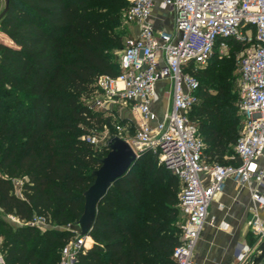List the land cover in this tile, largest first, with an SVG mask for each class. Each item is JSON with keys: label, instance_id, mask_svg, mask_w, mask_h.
Returning a JSON list of instances; mask_svg holds the SVG:
<instances>
[{"label": "trees", "instance_id": "1", "mask_svg": "<svg viewBox=\"0 0 264 264\" xmlns=\"http://www.w3.org/2000/svg\"><path fill=\"white\" fill-rule=\"evenodd\" d=\"M131 1L10 0L0 21L11 41L0 40V252L6 264H58L62 248L77 236L68 227L82 216L92 172L109 153L83 138L100 137L112 122L82 98L99 93L100 76L119 75L129 35L121 25ZM238 49L244 46L230 42L228 56L194 72L200 90L191 118L210 163L239 164L234 147L241 116L232 77ZM156 161L145 153L113 184L89 232L93 243L88 240L74 264H175L180 180L164 165L155 168ZM143 163L148 174L142 177ZM16 180H23L21 194ZM6 215L22 222L44 217L52 229L13 225Z\"/></svg>", "mask_w": 264, "mask_h": 264}, {"label": "built area", "instance_id": "2", "mask_svg": "<svg viewBox=\"0 0 264 264\" xmlns=\"http://www.w3.org/2000/svg\"><path fill=\"white\" fill-rule=\"evenodd\" d=\"M156 7L171 14V30L155 27ZM123 16L125 24L138 28V32L125 38L119 75H102L97 80L107 100L97 99L91 107L107 111V104L126 102L139 115L141 123L134 136L123 138L136 153L156 155L159 164L180 180L181 241L172 258L175 264H194L209 207L223 192L226 181L264 183V171H258L255 164L264 152V0H132ZM232 41L244 46L239 61L238 102L242 128L234 147L239 164L221 165L207 161L205 143L191 118L200 90L194 72L209 66L215 57L228 56ZM160 82L169 85L165 95L171 99L162 116L155 108ZM83 139L97 146L101 137ZM15 186L21 194L23 180H16ZM251 199L248 225L259 247L264 241V194L255 188ZM5 219L13 225L42 230L51 227L40 216L30 222L13 215ZM76 232L77 236L62 248L58 264H74L91 246L88 240L93 243L90 236ZM257 251L245 247L239 261L252 264ZM0 264H6L1 252Z\"/></svg>", "mask_w": 264, "mask_h": 264}, {"label": "crops", "instance_id": "3", "mask_svg": "<svg viewBox=\"0 0 264 264\" xmlns=\"http://www.w3.org/2000/svg\"><path fill=\"white\" fill-rule=\"evenodd\" d=\"M4 8L5 0H0V14ZM153 18L157 29L173 28L172 16L168 11L156 7ZM128 30L129 34L138 32V28L134 27H129ZM2 35L8 38L0 31V37ZM161 84L164 89L167 86L165 82L158 84V102L155 108L159 116H162L164 109L171 105V99L165 92L162 94L159 90ZM255 164L258 171H264V152ZM255 188L264 194V183L240 185L233 179L226 181L223 192L209 207L208 220L195 252L194 264H243L239 261V256L245 247L254 248L255 251L258 249L257 243L253 244L254 239L248 225L252 218L249 211L253 204L251 193ZM261 264H264V261Z\"/></svg>", "mask_w": 264, "mask_h": 264}, {"label": "water", "instance_id": "4", "mask_svg": "<svg viewBox=\"0 0 264 264\" xmlns=\"http://www.w3.org/2000/svg\"><path fill=\"white\" fill-rule=\"evenodd\" d=\"M10 0H5V8L0 14V21L9 11ZM109 153L101 159V166L92 172L94 183L84 192V209L77 221L81 236H89V232L97 216L98 206L106 197L115 182L128 175L135 163L147 152L136 153L130 143L119 135H110L105 143ZM52 229V228H48ZM264 261V241L258 247L252 264Z\"/></svg>", "mask_w": 264, "mask_h": 264}, {"label": "rangeland", "instance_id": "5", "mask_svg": "<svg viewBox=\"0 0 264 264\" xmlns=\"http://www.w3.org/2000/svg\"><path fill=\"white\" fill-rule=\"evenodd\" d=\"M123 18H124V16H123ZM123 27L129 28V26L127 24H125L124 19H122L121 29ZM0 40H3V42H5L6 44H11V41L8 38L6 39L5 36H3V35H2V37H0ZM242 51H243L242 49H238L235 51V54L233 55V57L235 58V62H234V71H233L232 77L235 78V80H236V84H235V87L233 89L234 90L233 92L235 93L236 104H238L239 96H240V94H239L240 93L239 61H240V56L242 54ZM119 56H120V54H119ZM159 90L163 94L165 91L167 92L169 90V87L166 86V88L164 89V88H162V84H161V85H159ZM97 99H101L102 101H105V100H107V97L99 90V93H97L95 95L83 96L82 101L85 104L92 106ZM166 100H168V99H166ZM107 107H108L107 111H103V110L102 111L105 112L107 116L112 117V122H111V125L107 126V128H105V130L99 134L101 139H100V143H98L97 147H102L103 145H105L107 138L112 134L119 135L120 137L132 138L135 134L137 126H139V124L141 123V119H140L139 115L135 112L133 106L129 103H126V102H117L115 104L110 103V104H107ZM239 115L240 114H237L236 116L238 117ZM237 122H238V126L240 128V131H241L242 120L240 121V119H239ZM232 159H233V156H232ZM158 166H159V164L156 161L155 168H157ZM147 169H148L147 164L143 163L138 168L137 174L139 176H142V177L146 176L148 174ZM149 182H151V178L149 179ZM178 183H179L180 190H181L182 184L180 182H178ZM163 187L164 186H161V189ZM59 229H62V228H59ZM71 229L75 230V231H79V228L77 226H71Z\"/></svg>", "mask_w": 264, "mask_h": 264}]
</instances>
